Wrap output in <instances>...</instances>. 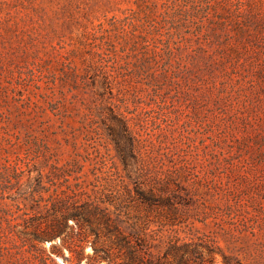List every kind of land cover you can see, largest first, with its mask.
<instances>
[{"label": "rangeland", "instance_id": "rangeland-1", "mask_svg": "<svg viewBox=\"0 0 264 264\" xmlns=\"http://www.w3.org/2000/svg\"><path fill=\"white\" fill-rule=\"evenodd\" d=\"M104 216L264 264V0H0V264H107Z\"/></svg>", "mask_w": 264, "mask_h": 264}, {"label": "trees", "instance_id": "trees-1", "mask_svg": "<svg viewBox=\"0 0 264 264\" xmlns=\"http://www.w3.org/2000/svg\"><path fill=\"white\" fill-rule=\"evenodd\" d=\"M70 211L63 214L60 222L56 218L50 223V229L45 231V238H58L66 243L64 238V228L69 225V219L84 218L85 220H90L86 215L82 213H73ZM103 220V218L101 219ZM104 223L107 228V236L110 239V244L108 246L97 245V238L100 236L98 233L96 235V240L93 242L94 255L96 262L100 263L105 261L107 264H164L163 257H167L169 252H166L163 256H154L152 251L144 250L145 243L140 234L126 233L114 220L109 217L104 216ZM92 232L95 233V227H91ZM82 254L84 253V247L81 248ZM186 252V251H185ZM190 252V250H189ZM191 252H198L196 248L191 250ZM187 253H181L179 255L178 264H189ZM166 255V256H165ZM49 259L55 262V259L49 255ZM225 264H240L239 262L232 263L227 257H225Z\"/></svg>", "mask_w": 264, "mask_h": 264}]
</instances>
